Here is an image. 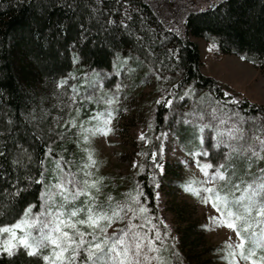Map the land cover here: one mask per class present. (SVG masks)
<instances>
[{"label":"rangeland","instance_id":"rangeland-1","mask_svg":"<svg viewBox=\"0 0 264 264\" xmlns=\"http://www.w3.org/2000/svg\"><path fill=\"white\" fill-rule=\"evenodd\" d=\"M210 1L214 0H208V4ZM190 38L199 47L202 61L200 71L204 75L213 78L235 100L246 98L264 108V72L238 55L221 52L218 41L213 36ZM131 57L130 54H125V62L119 67L114 64L110 69L86 68L74 61L72 70L64 78L40 89L41 110L43 114H50V126L57 134L56 147L53 148L52 143L50 146L53 157L59 156L67 161L70 170L77 173L79 179L100 181L97 185L99 191L91 190L98 205L107 207L110 203L124 204L129 192L135 194L136 191H141L144 194L141 200L143 202L146 198L149 215L157 218L154 222L162 233H169L170 239L165 242L168 252L164 255L172 260V264H228L223 258L224 245L226 242H237L235 233L226 227H215L209 216L217 213L211 205L205 206L198 197L185 191L184 185L194 181L197 183L193 186L201 187L198 182L205 177L196 166L197 160L214 166L225 164L231 184L239 183L241 189L255 180L259 170L264 169V160L253 159L249 167L247 157L250 153L247 149L249 146L257 147V141H249L248 138L259 136L264 139V116L244 114L239 109L216 100L210 90L198 89L193 84L182 85L176 90L174 86L180 79L178 73L158 68L132 69ZM164 92L171 94L173 103L160 117L162 127L158 131L156 102ZM113 96L118 98V103L111 106L115 109V119L111 124L114 132L108 136H90L85 143L81 124L84 129L96 124V121L90 122L89 117L94 113L111 110L105 101ZM72 97H75L76 104H73ZM212 109H216L215 115L227 123L221 125L213 119L210 115ZM233 113L243 117V121H236ZM197 114H202L203 118L200 119ZM73 119L76 127H66L65 122ZM234 122L242 124L244 140L222 142L218 133ZM205 124L209 127L200 131V127ZM141 134L148 138L147 142L140 139ZM233 148L236 152H233ZM85 149L91 151L97 161L93 168H83L88 163ZM151 152L158 154L155 163L163 165V173L159 172L153 159L149 158ZM198 153L209 154L195 155ZM134 163L138 166L133 167ZM84 171H91L92 176L85 177ZM43 172L45 185L55 183L52 157L45 158ZM149 173L151 177L147 179V187L143 189L140 183L145 181V176ZM45 185H42L38 207H32V213L46 210L42 199ZM215 186L228 192L232 198L231 185L225 188L224 182L219 181ZM235 195L239 196L240 192ZM109 196L112 197L111 201L108 200ZM85 199L86 197L81 196L75 206H81ZM72 206L67 205L69 208ZM78 218L83 219L84 214L81 213ZM160 220L167 225V229L159 223ZM142 222L133 221L136 224ZM127 225V219L117 221L108 228L107 235L111 236L113 231L124 229ZM78 227L81 232L90 231L86 226ZM6 236L4 234L0 239ZM85 240L92 241V237L86 236ZM87 247L86 243L81 248L76 264H90L84 250ZM48 254V249L42 250V255ZM39 259L41 264H46L43 259ZM152 264L157 262L153 261ZM241 264L244 262L241 261Z\"/></svg>","mask_w":264,"mask_h":264},{"label":"trees","instance_id":"trees-1","mask_svg":"<svg viewBox=\"0 0 264 264\" xmlns=\"http://www.w3.org/2000/svg\"><path fill=\"white\" fill-rule=\"evenodd\" d=\"M190 36H213L221 52L264 72V0H0V150L5 153L0 157V226L17 221L29 206L38 207L42 185L34 181L43 171L40 161L51 143L57 145L50 114L41 110L40 89L64 78L74 61L110 69L130 54L132 69L178 73L176 90L193 84L244 114L264 116V108L246 98L231 103L233 96L200 71V50ZM166 100L173 103L169 92L157 98L158 131L160 117L171 107ZM21 148L32 158L23 169L12 164ZM150 177L141 181L143 189ZM14 184L25 189L19 196L13 195ZM0 264L41 262L21 250L13 256L1 253Z\"/></svg>","mask_w":264,"mask_h":264},{"label":"snow or ice","instance_id":"snow-or-ice-1","mask_svg":"<svg viewBox=\"0 0 264 264\" xmlns=\"http://www.w3.org/2000/svg\"><path fill=\"white\" fill-rule=\"evenodd\" d=\"M117 87L119 88V86ZM180 98L183 99V97ZM72 102L73 104L77 103L75 97H72ZM230 102L240 103L237 100ZM105 103L111 110L94 113L89 117V121H96V124L87 129H84L81 124L85 143L88 142L90 136H108L114 132L111 124L115 119V109H112L111 106L118 103V98L113 96L108 98ZM165 103L171 106L172 100H166ZM78 111L77 109V114ZM216 111V109L211 110V117L221 125L226 124V121L215 115ZM197 115L200 119L203 118L202 114ZM233 116L236 121H243V117L235 113ZM185 122L191 123V121ZM65 126L76 127L75 120L65 122ZM205 127H209V125L205 124L199 130L203 131ZM241 127L242 124L234 122L218 135L222 138V142L224 140L243 141ZM140 139L147 142L148 138L141 134ZM252 139L257 141V147L249 146L247 149V152L250 153L247 157L250 161L249 167H251L253 159L264 160V155L261 154L264 153V139L259 136L248 138L249 141ZM85 152L88 163L84 164L83 168L95 167L97 161L93 158L92 152L87 149ZM233 152H236L235 148H233ZM20 153L12 160V164L22 169L29 167L32 161L31 156L27 155V151L23 148L20 149ZM208 154L198 153L195 155ZM4 155V151L0 150V157ZM157 155L155 152L152 153L154 163ZM49 157L53 158L55 165V183L45 185L43 171L40 172V178L34 181L37 184L45 185L42 199L46 210L42 213H32L34 206H29L20 220L10 226H0V237L7 234L6 237L0 239V252L13 256L23 250L27 256H39L46 264H76L81 248L87 243L88 247L84 250L90 264H152L153 261H156L157 264H172V260L164 255L168 252L165 242L170 239L169 233L167 231L162 233L161 228L154 222L157 218L149 215L150 209L146 207V198L142 202L141 197L144 194L141 191H136L135 194L129 192L124 204L110 203L107 207L98 205L91 190L98 192L97 185L100 181L87 178L79 179L78 174L70 170L67 161L59 156L53 157L50 147L45 151V158ZM40 164L43 167L44 160H41ZM137 166L134 163L133 167ZM196 166L201 170L205 179L198 182L201 187H195L193 185L197 182L189 181L184 185V190L198 197L205 206L211 205L217 213V215L209 216L211 223L215 227H226L232 230L237 238L236 243H225L223 258L228 261V264H241V261L244 264H264V169H260L256 179L245 184L241 189L239 183L231 184L225 164L214 166L211 163H201L197 160ZM155 167L160 173H163L162 164L155 163ZM83 175L91 177L92 172L84 171ZM219 181L224 182L225 188L231 185L232 198L229 197L228 192L215 186ZM154 186L159 187L158 184H154ZM13 187L15 196H19L25 190L15 187V184ZM236 192H240V195L236 196ZM81 196L86 199L81 206L76 207L75 202ZM108 200L111 201L112 197L109 196ZM70 204L73 206L67 207ZM81 213L84 214L83 219L78 218ZM125 219L128 220L127 227L113 231L111 236L107 235L108 228L117 221ZM136 220L143 222L133 223ZM159 223L163 224L164 229H167V225L162 220ZM78 225L86 226L90 231L81 232ZM86 236H91L92 241H86ZM172 247L174 249V240ZM43 249H48L49 254L42 255ZM258 253L260 254L258 255ZM172 255L174 256V252Z\"/></svg>","mask_w":264,"mask_h":264}]
</instances>
